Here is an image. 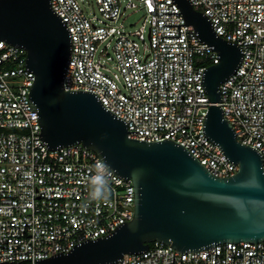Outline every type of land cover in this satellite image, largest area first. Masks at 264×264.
<instances>
[{"label":"built area","instance_id":"built-area-1","mask_svg":"<svg viewBox=\"0 0 264 264\" xmlns=\"http://www.w3.org/2000/svg\"><path fill=\"white\" fill-rule=\"evenodd\" d=\"M70 37L65 91L93 93L127 137L172 140L213 176L238 170L205 131L204 73L219 62L175 0H49ZM241 59L219 85L218 105L237 140L260 154L264 173V0H188ZM142 12L139 23H126ZM23 46L0 39V264H36L114 232L134 217L136 192L81 143L51 149L30 99L35 76ZM97 165L105 167L98 168ZM103 174L107 191L91 195ZM107 264H264V238L180 251L153 241Z\"/></svg>","mask_w":264,"mask_h":264},{"label":"water","instance_id":"water-1","mask_svg":"<svg viewBox=\"0 0 264 264\" xmlns=\"http://www.w3.org/2000/svg\"><path fill=\"white\" fill-rule=\"evenodd\" d=\"M187 24L213 47L219 62L207 67L204 85L211 102L205 131L238 164L228 178L211 175L172 140L127 137L125 123L87 91H65L63 75L70 37L49 0H0V39L23 46L35 79L30 99L41 137L55 149L74 143L95 151L136 192L134 217L109 235L75 246L36 264H107L138 253L153 241L177 250L264 238V173L254 148L241 144L218 105L220 83L238 66L241 50L218 36L207 17L188 0H175ZM20 264V263H17Z\"/></svg>","mask_w":264,"mask_h":264},{"label":"clouds","instance_id":"clouds-1","mask_svg":"<svg viewBox=\"0 0 264 264\" xmlns=\"http://www.w3.org/2000/svg\"><path fill=\"white\" fill-rule=\"evenodd\" d=\"M98 168L105 167L104 165H97ZM92 191L91 195L94 198H100L108 188V180L103 174H97L92 178Z\"/></svg>","mask_w":264,"mask_h":264},{"label":"rangeland","instance_id":"rangeland-1","mask_svg":"<svg viewBox=\"0 0 264 264\" xmlns=\"http://www.w3.org/2000/svg\"><path fill=\"white\" fill-rule=\"evenodd\" d=\"M141 17H142V12H131L126 17V23H132L137 25L141 20Z\"/></svg>","mask_w":264,"mask_h":264}]
</instances>
